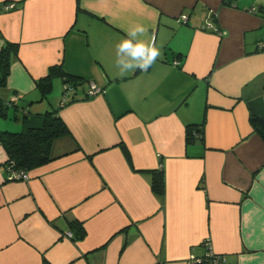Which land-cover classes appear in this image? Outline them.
<instances>
[{
    "label": "crops",
    "instance_id": "0c3cea01",
    "mask_svg": "<svg viewBox=\"0 0 264 264\" xmlns=\"http://www.w3.org/2000/svg\"><path fill=\"white\" fill-rule=\"evenodd\" d=\"M136 24L162 54L120 76L116 45ZM262 29L264 0H0V48L18 44L0 132L54 109L69 129L23 181H6L0 143V264H188L208 247L264 264V139L249 123L264 113ZM52 65L103 91L44 103L36 81ZM188 124L203 136L188 142Z\"/></svg>",
    "mask_w": 264,
    "mask_h": 264
},
{
    "label": "trees",
    "instance_id": "16d2710c",
    "mask_svg": "<svg viewBox=\"0 0 264 264\" xmlns=\"http://www.w3.org/2000/svg\"><path fill=\"white\" fill-rule=\"evenodd\" d=\"M236 0H223V3L230 4ZM13 4L12 8L17 9L18 4L6 1L3 3L4 6ZM256 11V10H255ZM18 44L6 41L0 48V86H4L6 78L9 74V67L12 57L17 54ZM55 77H59L62 80V86L68 85L72 91L76 89L78 85H82V79L80 77L67 74L62 69L61 65H52L49 67L46 76L36 81V87L42 97H45L50 93L52 88V81ZM89 83V82H88ZM66 92L63 88L62 94ZM262 94H264V83H262ZM87 98L90 96L87 94ZM74 97L68 99L63 105L59 104V108L66 104L73 102ZM9 104V102L7 103ZM5 105L0 100V116L5 115V110L8 105ZM39 118V126H29L24 122L23 129L19 132H0V143L7 153V160L5 162L6 173L12 171H23L28 172L29 170L43 165L52 160L51 156V145L52 142L60 137L67 135L69 129L58 114V110H49L35 116ZM249 123L253 130L264 139V113H257L251 110L249 114ZM203 125L202 124H188L186 126V140L192 141L194 137L203 136ZM126 158L129 155L125 148L122 146ZM151 189L154 193H163V172L152 171ZM6 181H10L5 177ZM16 181V180H12ZM70 232H72L74 240H80L85 236V230L79 221H72L70 223ZM42 264H50L44 258Z\"/></svg>",
    "mask_w": 264,
    "mask_h": 264
},
{
    "label": "clouds",
    "instance_id": "9594fccd",
    "mask_svg": "<svg viewBox=\"0 0 264 264\" xmlns=\"http://www.w3.org/2000/svg\"><path fill=\"white\" fill-rule=\"evenodd\" d=\"M161 54L155 37L148 35L145 26L136 24L127 30L126 38L116 45L115 63L120 70L119 75L124 76L137 69L147 71Z\"/></svg>",
    "mask_w": 264,
    "mask_h": 264
},
{
    "label": "built area",
    "instance_id": "2783aa9c",
    "mask_svg": "<svg viewBox=\"0 0 264 264\" xmlns=\"http://www.w3.org/2000/svg\"><path fill=\"white\" fill-rule=\"evenodd\" d=\"M12 6H13V4H10V5L5 6V8L8 10L9 8H12ZM251 10H253V9H251ZM253 11H255V10H253ZM183 19H185V18L183 17ZM207 28L210 29L211 27L208 26ZM214 31L219 32V33L221 32L218 29H214ZM63 88L66 89V92H64V94H63V98L60 102L61 105H63L64 103H66L68 101V99L71 96V92H72V89L68 88V85H64ZM102 91H103V89H101L100 87H98L94 83L90 82L88 84L87 94L89 96L97 95V94L101 93ZM6 177L10 181H12V180L23 181V180L28 179L27 172H23V171H12V170H10L9 173L8 172L6 173ZM66 235L68 237L72 236L70 231H67ZM206 244H209V243L206 242ZM224 262H225V259H224L223 255L214 253L212 251V249L208 247L204 256H202L200 258H196L194 256H191L188 264H224Z\"/></svg>",
    "mask_w": 264,
    "mask_h": 264
},
{
    "label": "rangeland",
    "instance_id": "374dc122",
    "mask_svg": "<svg viewBox=\"0 0 264 264\" xmlns=\"http://www.w3.org/2000/svg\"><path fill=\"white\" fill-rule=\"evenodd\" d=\"M261 33L264 34V29L261 30ZM55 81L56 82L54 83L51 92L47 95V98L44 99V103H48L50 99H55L57 104L59 101L61 102L63 98V94H62L63 86L61 87V81L59 79ZM58 81H59V84H58ZM83 85L85 86V89L86 88L88 89L87 83L84 82Z\"/></svg>",
    "mask_w": 264,
    "mask_h": 264
}]
</instances>
